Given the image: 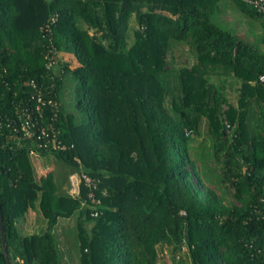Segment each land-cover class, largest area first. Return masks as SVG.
<instances>
[{"label": "trees", "instance_id": "obj_1", "mask_svg": "<svg viewBox=\"0 0 264 264\" xmlns=\"http://www.w3.org/2000/svg\"><path fill=\"white\" fill-rule=\"evenodd\" d=\"M219 1L0 0V210L12 264H63L52 227L76 210L80 264H264V51L213 22ZM233 1L264 43L262 15ZM182 44L194 63L169 69ZM210 60L238 74L236 104L223 93L231 76L203 75ZM64 74L76 78L79 122L61 109ZM162 75L178 80L168 100ZM30 81L52 89L54 125L73 144L52 153L100 178L94 202L84 188L72 197L50 177L41 184L30 143L14 141ZM203 118L222 193L189 154ZM37 198L46 227L21 234L15 223Z\"/></svg>", "mask_w": 264, "mask_h": 264}, {"label": "rangeland", "instance_id": "obj_2", "mask_svg": "<svg viewBox=\"0 0 264 264\" xmlns=\"http://www.w3.org/2000/svg\"><path fill=\"white\" fill-rule=\"evenodd\" d=\"M218 10L214 13L212 20L223 29L230 31L233 35L240 37L242 40L249 42L251 45L264 51V43L261 41L262 29L259 21L249 17L243 12L233 0H220L218 3ZM132 24V23H131ZM93 31L90 30V33ZM60 57L65 58L66 55L58 54ZM71 61L77 65L76 59L70 54ZM169 69L177 66H191L194 63V57L189 52L186 45H176L169 55ZM206 59H211L207 57ZM212 66L207 69L201 68L204 76L209 80L215 82V79L223 81L218 78V73L227 74L231 76L227 79V84L223 90L226 95L227 101L236 104L238 99V85L240 79L238 74L231 71L228 67L223 68L221 64L210 60ZM225 77L219 75V77ZM245 75L240 73V77ZM167 88V100L171 96L179 93L178 80L174 75L161 76ZM246 77V76H245ZM62 89L60 92V105L63 113L68 117H73L75 121L82 120V114L76 105L74 96V89L76 85V78L69 74H64L62 77ZM211 141L206 133V122L203 118L200 124V133L193 136L190 141L189 154L192 159L196 161L197 168L201 173L206 183L215 186L219 193H222V188L218 185V159L212 156ZM221 157V155H220ZM31 163L34 167L36 177L41 184L50 177L56 184L58 189L62 192H68V174L71 171V166L66 164L61 158L54 153L34 154L30 156ZM224 197L228 198L229 194L225 193ZM40 198L31 202L30 207V224L35 232H40L46 227V221L39 211ZM79 210L72 213L70 217H58L56 224L52 227V232L55 236L56 242L60 250V256L63 264H80V246L77 236L76 221ZM22 218V217H21ZM25 223L28 221L25 220ZM30 232V233H33ZM183 253L182 258L186 259L187 254Z\"/></svg>", "mask_w": 264, "mask_h": 264}, {"label": "built area", "instance_id": "obj_3", "mask_svg": "<svg viewBox=\"0 0 264 264\" xmlns=\"http://www.w3.org/2000/svg\"><path fill=\"white\" fill-rule=\"evenodd\" d=\"M242 1L250 4L264 19V0ZM54 21L55 19H51L42 29L50 32V23ZM56 56L57 53L54 48L48 49L45 63L47 69H50L56 63ZM257 80L264 83V74L259 75ZM30 85L33 90L29 97L32 105L20 102L22 108L19 123L12 128L14 141L16 143H20L22 140L29 142V153L31 155L40 154L41 151L52 153L70 149L73 144L66 143L60 137V130L54 125L59 106L53 98L47 96L48 93L52 92V89H48L45 93L42 86L35 81H30ZM7 125L10 124L7 123ZM74 160L78 164L80 163L78 157H75ZM99 182L100 178L89 175L82 168L73 169L68 174L69 187L67 193L72 197H77L80 195L81 189L84 188L87 198L94 202ZM102 194L105 193L102 192ZM181 249L183 250L184 246Z\"/></svg>", "mask_w": 264, "mask_h": 264}, {"label": "crops", "instance_id": "obj_4", "mask_svg": "<svg viewBox=\"0 0 264 264\" xmlns=\"http://www.w3.org/2000/svg\"><path fill=\"white\" fill-rule=\"evenodd\" d=\"M41 214V213H40ZM42 215V214H41ZM43 217V216H42ZM44 218V217H43ZM31 215L30 212H26L22 218L20 217L16 223V229L21 234H31L30 232H33L35 228H33L30 224ZM27 220L28 222L25 223L24 221Z\"/></svg>", "mask_w": 264, "mask_h": 264}, {"label": "water", "instance_id": "obj_5", "mask_svg": "<svg viewBox=\"0 0 264 264\" xmlns=\"http://www.w3.org/2000/svg\"><path fill=\"white\" fill-rule=\"evenodd\" d=\"M0 239H1L2 251L6 260V264H12L7 249L6 235L3 229L1 210H0Z\"/></svg>", "mask_w": 264, "mask_h": 264}]
</instances>
